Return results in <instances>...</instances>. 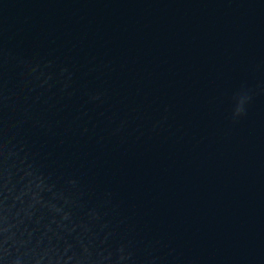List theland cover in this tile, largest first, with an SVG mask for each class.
Wrapping results in <instances>:
<instances>
[{
    "label": "water",
    "instance_id": "95a60500",
    "mask_svg": "<svg viewBox=\"0 0 264 264\" xmlns=\"http://www.w3.org/2000/svg\"><path fill=\"white\" fill-rule=\"evenodd\" d=\"M0 264H264V0H0Z\"/></svg>",
    "mask_w": 264,
    "mask_h": 264
},
{
    "label": "clouds",
    "instance_id": "9594fccd",
    "mask_svg": "<svg viewBox=\"0 0 264 264\" xmlns=\"http://www.w3.org/2000/svg\"><path fill=\"white\" fill-rule=\"evenodd\" d=\"M243 103H244V98H241L239 100V103L236 109V114H240L243 111Z\"/></svg>",
    "mask_w": 264,
    "mask_h": 264
}]
</instances>
